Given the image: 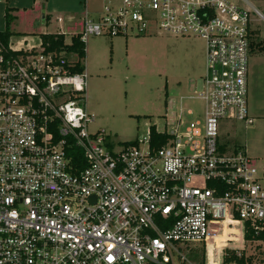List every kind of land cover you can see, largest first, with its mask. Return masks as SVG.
Segmentation results:
<instances>
[{
  "label": "built area",
  "instance_id": "1",
  "mask_svg": "<svg viewBox=\"0 0 264 264\" xmlns=\"http://www.w3.org/2000/svg\"><path fill=\"white\" fill-rule=\"evenodd\" d=\"M83 1L74 36L84 46L129 33L201 39L203 87L187 98L203 103V118L178 116L159 149L149 135L145 147H116L89 130L88 76L72 72L76 61L40 38L0 44V264H224L226 251L263 248L245 235L264 232V161L229 152L220 133L225 120L254 122L251 15H262L230 0H110L93 22ZM226 229L242 247L210 260Z\"/></svg>",
  "mask_w": 264,
  "mask_h": 264
},
{
  "label": "rangeland",
  "instance_id": "2",
  "mask_svg": "<svg viewBox=\"0 0 264 264\" xmlns=\"http://www.w3.org/2000/svg\"><path fill=\"white\" fill-rule=\"evenodd\" d=\"M230 1L246 9L253 7L264 18V0H250V5L241 0ZM109 2L89 0V18L97 22ZM85 11L83 0H0V32L8 28L13 34L12 43L24 37L37 43L41 33L65 34V42L70 43L81 27L66 28L67 17L74 15L78 19ZM6 15L11 17L9 27ZM251 21V43L256 47L264 41V20L253 13ZM85 54L81 65L88 76L86 107L94 116L89 130L104 131L116 147L134 141L145 147L150 127L158 132L170 131L178 116L187 123L203 118V103L187 98L203 87L205 43L201 39L155 33L90 36ZM69 58L77 61L76 56ZM248 112L255 120L251 125L235 120L221 122V141L229 152L243 150L250 158L263 162L264 52L256 50L249 53ZM224 236L209 253L218 252L220 246H234L225 242ZM185 254L196 262L193 255ZM241 255L252 259L251 264H264V247H248Z\"/></svg>",
  "mask_w": 264,
  "mask_h": 264
},
{
  "label": "trees",
  "instance_id": "3",
  "mask_svg": "<svg viewBox=\"0 0 264 264\" xmlns=\"http://www.w3.org/2000/svg\"><path fill=\"white\" fill-rule=\"evenodd\" d=\"M7 19V27H9L10 18L6 15ZM13 34L7 28L4 32H0V44L7 46V44L11 41ZM42 43L47 47L48 51L61 53L64 52L65 59H70L69 57L74 54L77 57V61L73 63V67L71 68L73 73L81 74L84 72L85 68L81 65V59L85 57V46L80 41L79 36H72L71 42H65V36L63 34H41L39 37ZM258 51L264 52V41L256 44ZM169 139L167 134H162L154 127L149 128V145L152 149H159ZM138 141L126 143L129 145H137ZM246 241H264V232L259 235H253L252 232H247L245 235ZM252 259H248L244 255L238 257L234 251H226L224 255V264H251Z\"/></svg>",
  "mask_w": 264,
  "mask_h": 264
},
{
  "label": "crops",
  "instance_id": "4",
  "mask_svg": "<svg viewBox=\"0 0 264 264\" xmlns=\"http://www.w3.org/2000/svg\"><path fill=\"white\" fill-rule=\"evenodd\" d=\"M89 7V6H88ZM13 9V8H12ZM10 9H7L6 10V12L8 13V11H9ZM83 17H84V14H83V16H80L78 19L76 18V16H69V17H67V23H65V27L66 28H69V29H74V28H76L77 27V25H80V30L77 32V33H75V34H79L81 31H82V25H83ZM9 18H11L10 16H9ZM77 20H78V22H77ZM46 21H47V23H49L50 22V19H49V16H47V18H46ZM62 24V22L60 23V25ZM41 34H43V33H41ZM41 34H39V37H40V35ZM58 34V33H57ZM75 34H73V36L75 35ZM64 36H65V34H63ZM25 38V37H24ZM22 39V38H21ZM12 40V39H11ZM256 48V49H255ZM258 51V49H257V47H255V45H253L252 43H251V53L253 52V51ZM262 53V52H261ZM182 99H184V98H181V100ZM253 120H254V118H252ZM255 121V120H254Z\"/></svg>",
  "mask_w": 264,
  "mask_h": 264
},
{
  "label": "bare ground",
  "instance_id": "5",
  "mask_svg": "<svg viewBox=\"0 0 264 264\" xmlns=\"http://www.w3.org/2000/svg\"><path fill=\"white\" fill-rule=\"evenodd\" d=\"M225 238V242H229V243H231V241L233 240L234 241V246L233 247H242V239H241V235H240V233H238L236 230H233V229H229V230H227L226 229V234H225V236H224ZM234 238V239H232L231 240V238ZM231 240V241H230ZM218 241H221V238H220V240H219V238H218ZM232 247V248H233ZM220 249H228V248H226V247H221L220 246ZM219 249V251L217 252V254H218V256L220 257V254H221V250ZM214 254H216V252L214 253ZM213 253L211 254V253H209V257H210V260H211V258L213 257V255H214Z\"/></svg>",
  "mask_w": 264,
  "mask_h": 264
}]
</instances>
